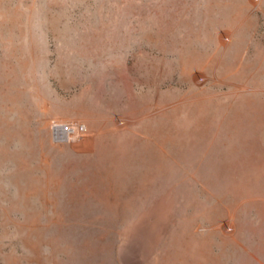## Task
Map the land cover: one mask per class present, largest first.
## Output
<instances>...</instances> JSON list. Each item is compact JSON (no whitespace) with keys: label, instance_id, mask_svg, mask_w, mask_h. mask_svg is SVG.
Instances as JSON below:
<instances>
[{"label":"rangeland","instance_id":"obj_1","mask_svg":"<svg viewBox=\"0 0 264 264\" xmlns=\"http://www.w3.org/2000/svg\"><path fill=\"white\" fill-rule=\"evenodd\" d=\"M0 264H264V0H0Z\"/></svg>","mask_w":264,"mask_h":264},{"label":"built area","instance_id":"obj_2","mask_svg":"<svg viewBox=\"0 0 264 264\" xmlns=\"http://www.w3.org/2000/svg\"><path fill=\"white\" fill-rule=\"evenodd\" d=\"M55 127V126H54ZM58 127V130H59V134L60 135H63V137H65V138H69L71 135H73L75 132H77L76 131V129H74V128H72V127H70V126H68V125H60V126H57ZM84 129H83V127L81 126L80 128H79V130L78 131H83Z\"/></svg>","mask_w":264,"mask_h":264},{"label":"bare ground","instance_id":"obj_3","mask_svg":"<svg viewBox=\"0 0 264 264\" xmlns=\"http://www.w3.org/2000/svg\"><path fill=\"white\" fill-rule=\"evenodd\" d=\"M55 131L59 132V130H58V127H57V128H55ZM66 141H68V139H66Z\"/></svg>","mask_w":264,"mask_h":264}]
</instances>
